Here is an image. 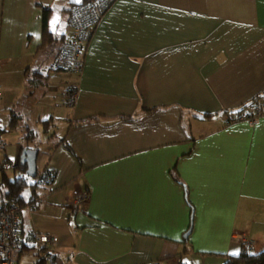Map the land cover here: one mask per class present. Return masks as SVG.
<instances>
[{
  "label": "crops",
  "instance_id": "obj_1",
  "mask_svg": "<svg viewBox=\"0 0 264 264\" xmlns=\"http://www.w3.org/2000/svg\"><path fill=\"white\" fill-rule=\"evenodd\" d=\"M73 1L0 0V181L19 172L15 132L39 158L33 126L63 128L22 193L16 264H224L241 236L263 251L264 117L229 116L264 96V0H116L80 71L54 68ZM41 7L55 41L40 51Z\"/></svg>",
  "mask_w": 264,
  "mask_h": 264
},
{
  "label": "built area",
  "instance_id": "obj_2",
  "mask_svg": "<svg viewBox=\"0 0 264 264\" xmlns=\"http://www.w3.org/2000/svg\"><path fill=\"white\" fill-rule=\"evenodd\" d=\"M101 5V2L98 4ZM81 13L78 11H85ZM73 17L70 24L73 27V32L67 40L64 47L56 55L54 68L69 67L73 70L80 71L83 66V57L88 38L91 36L93 29L97 25L102 14L99 13L95 5L90 7L74 9ZM93 14L89 19V16ZM78 90L72 88L62 96V101L68 107H73L76 103ZM264 117V96L258 98L248 104L244 110L236 114L230 119V123L248 122L254 123L259 118ZM74 203L72 204V211L78 208L80 200L86 196L73 192ZM37 241L41 244L55 243L56 238H51L47 235H39ZM22 238L20 231V206L15 203L3 204L0 207V264H16L19 260L22 250ZM242 249L247 252H252L253 244L246 241L241 236ZM49 264H57L54 256L49 257Z\"/></svg>",
  "mask_w": 264,
  "mask_h": 264
},
{
  "label": "trees",
  "instance_id": "obj_3",
  "mask_svg": "<svg viewBox=\"0 0 264 264\" xmlns=\"http://www.w3.org/2000/svg\"><path fill=\"white\" fill-rule=\"evenodd\" d=\"M115 1L116 0H74L73 2L70 3V5H72L71 8H74V7L77 8L79 6L80 7H83V6L90 7V5H95L98 8V11L100 14H105V12L112 6V4ZM100 2H101V5L99 6L98 4ZM71 8H70V10H71ZM41 9H42V43H41V46L39 48L40 51L47 48V47L49 48L53 44V42L55 41L54 33L51 31V29L49 27L52 9L50 7H41ZM245 107L240 109L238 112H235L233 115L235 116L236 114H239L242 110L245 109ZM233 115L229 116V118L231 119L233 117ZM131 119L132 118L124 119V120L130 121ZM95 121H97V119H95ZM16 127H18V122L16 121V118L14 116H12L11 117L10 130L15 129ZM0 132L3 133V131H0ZM34 135H35V133L33 131H31L30 137L35 138ZM63 146L67 150H69V147L66 144L65 140L63 141ZM14 169L16 171H19V172L12 179H8L6 177V174L4 172H2L3 175H2V179L0 181V189L4 190L5 204L15 203L18 206H21V204H22V193L30 185L28 183V180L30 178L28 176H26L25 168H22L20 166L19 162L17 163L16 166H14ZM173 176H174V180L178 184H182L181 181L175 175V173H173ZM52 178H53V176H51L49 178V172L48 171H44V173L40 176L39 181H40V183L41 182L49 183V181ZM33 196L34 195L32 194L31 200L34 199ZM224 264H264V250L259 252V253H256V254H252L251 252H247L244 249H242L237 256L227 257Z\"/></svg>",
  "mask_w": 264,
  "mask_h": 264
},
{
  "label": "rangeland",
  "instance_id": "obj_4",
  "mask_svg": "<svg viewBox=\"0 0 264 264\" xmlns=\"http://www.w3.org/2000/svg\"><path fill=\"white\" fill-rule=\"evenodd\" d=\"M56 121H54L53 124L58 125ZM22 126L23 125H21V127H19L20 128L19 130H21ZM33 127L35 128L34 130L37 131V134L40 137V141H39V144L38 145L40 147L41 153L39 155V158H37V164L36 165H37V169L38 170H41L42 167H43V165H44V162L46 160L45 150H46V144H47V142H46L45 139L48 138V137H50L53 133L57 137H59V138L62 137V133H63L62 132V129L63 128L61 126H59V127H61L62 129H59V127L53 128V126H50V129L49 130H43L41 128V126H39L37 128H36V126H33ZM21 137H22V134L20 133V131H17V132L14 133L13 139H10V142H7V143L5 142V145L3 146L6 149L11 148L10 149V152H9L10 159H11L10 160L11 161V169L7 172V175L10 176V177H13V169H14L13 167L18 163V159H19V156H20L21 145L25 143L23 140L20 139ZM15 142H18L17 145L15 144ZM2 153H3V150H2V147H1V144H0V154H2ZM27 189H25V191ZM252 251H254V250H252Z\"/></svg>",
  "mask_w": 264,
  "mask_h": 264
},
{
  "label": "water",
  "instance_id": "obj_5",
  "mask_svg": "<svg viewBox=\"0 0 264 264\" xmlns=\"http://www.w3.org/2000/svg\"><path fill=\"white\" fill-rule=\"evenodd\" d=\"M37 157H38V151L33 149H23L20 158H19V164L21 167H25V174L29 178L35 179L37 175ZM187 234L184 235V238L186 239Z\"/></svg>",
  "mask_w": 264,
  "mask_h": 264
}]
</instances>
